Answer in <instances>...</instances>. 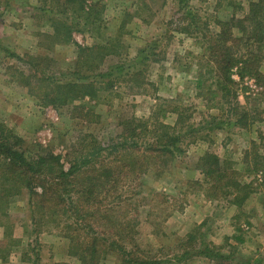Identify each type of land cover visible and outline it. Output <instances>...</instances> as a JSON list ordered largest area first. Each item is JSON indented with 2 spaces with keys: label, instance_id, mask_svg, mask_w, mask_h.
I'll return each mask as SVG.
<instances>
[{
  "label": "rangeland",
  "instance_id": "374dc122",
  "mask_svg": "<svg viewBox=\"0 0 264 264\" xmlns=\"http://www.w3.org/2000/svg\"><path fill=\"white\" fill-rule=\"evenodd\" d=\"M0 139V264H264V0H0Z\"/></svg>",
  "mask_w": 264,
  "mask_h": 264
},
{
  "label": "trees",
  "instance_id": "16d2710c",
  "mask_svg": "<svg viewBox=\"0 0 264 264\" xmlns=\"http://www.w3.org/2000/svg\"><path fill=\"white\" fill-rule=\"evenodd\" d=\"M237 64L238 63L235 64L233 62V60H229L228 64L223 66L222 74H223V77L229 81V83L227 84L228 86L232 85L233 81L227 75L232 70V68L235 67ZM239 69L241 71L240 76L242 77V79L244 78V75L247 72L251 71V69H248V65H246V61H244L242 63V65H241V67H239ZM122 70H123V68L121 66L112 67L110 69V72L108 75H110V77H111V76H114L116 74H121ZM106 75L107 74L103 75L101 78H103V77L106 78L105 77ZM51 77H53V76H51ZM86 78L87 77L84 74L83 78H79V80L85 81ZM49 80L56 82V81H54V79H49ZM59 82H60V80L58 81V83ZM49 102L51 103V100ZM176 138H177V136H172L169 143L162 147V149H161V150H163L162 154H167V153L175 154L173 150L179 151V147H177ZM149 146L151 148V145H149ZM122 149H125V147L122 146ZM94 155H95L94 152L88 153L87 156L80 159V162H76L68 171H66V169H64L63 166L60 164L59 157L53 155L52 153H48V155L44 158L40 157V156H39L40 158H38V156H36V157H33L29 160V159H26L25 156L21 152L15 151L11 146H9L6 143V141H2L0 139V157H5L6 159L10 160V162L13 163L14 172H16L18 170H23V172H25L26 174L30 173L32 175V173H33L35 176L41 175L42 173H44L46 171L47 174L53 175L52 177L57 176L58 179H62V180H68L70 178L75 179L76 177H78V175L82 171L87 169V167L91 163V159L94 157ZM208 159L209 158L207 156L202 157L201 160L205 161V165H202L203 167H201V168H202L203 173L206 174V176H208V178H210L212 183H213V182L217 181L223 173L220 172L219 166H217V164H216V163H218V161L216 159H215L216 162L211 160V159H209V161H210L209 162ZM93 164L94 163H92V165ZM16 178L18 180V177H16ZM106 178L109 179V175H107ZM17 180H15V181H17ZM76 184L77 183L75 180V181L67 182L66 185L67 186H74ZM46 191H47V189L45 188V192ZM80 191L78 192V190H77L76 193L80 194ZM94 192H95L94 186H92V187L90 186L86 192H84V190L81 191L82 197L83 196L86 197L85 204L93 205L95 202H98V204H100V200L98 198L94 197ZM42 199H45V196H43ZM41 201H43V200H41ZM85 219H86V217L84 216V220ZM199 254L201 256H203L207 259L213 260V261H215V260L222 261V259H225V260L227 259V257H224L218 251L209 247L207 244H205L204 247L202 249H200ZM127 256H130V255H128V253H127ZM132 260L133 259L131 258V259H129L128 262L131 264H135L136 261L133 262ZM141 264H146V262H142Z\"/></svg>",
  "mask_w": 264,
  "mask_h": 264
}]
</instances>
